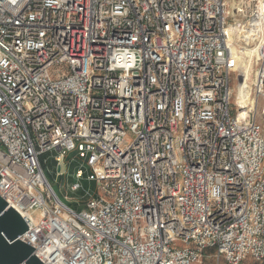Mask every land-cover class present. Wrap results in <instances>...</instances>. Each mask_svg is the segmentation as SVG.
<instances>
[{
    "label": "built area",
    "instance_id": "built-area-1",
    "mask_svg": "<svg viewBox=\"0 0 264 264\" xmlns=\"http://www.w3.org/2000/svg\"><path fill=\"white\" fill-rule=\"evenodd\" d=\"M0 197L43 264H264V0H0Z\"/></svg>",
    "mask_w": 264,
    "mask_h": 264
},
{
    "label": "water",
    "instance_id": "water-1",
    "mask_svg": "<svg viewBox=\"0 0 264 264\" xmlns=\"http://www.w3.org/2000/svg\"><path fill=\"white\" fill-rule=\"evenodd\" d=\"M27 230L21 215L0 197V264H43L33 247L20 240Z\"/></svg>",
    "mask_w": 264,
    "mask_h": 264
},
{
    "label": "rangeland",
    "instance_id": "rangeland-1",
    "mask_svg": "<svg viewBox=\"0 0 264 264\" xmlns=\"http://www.w3.org/2000/svg\"><path fill=\"white\" fill-rule=\"evenodd\" d=\"M235 1L236 0H226V2H227L229 7L234 6ZM244 92H248V91L240 89V90L237 91V95L239 94V96H242L244 94ZM242 97H244V96H242ZM47 167H49L48 171L50 172V174L46 170V177H47L48 182L52 186L53 191L57 194V196L63 202H65L66 204L70 205V203H68V201H66L64 199V193L67 191L68 186L71 184V182L77 180L74 177L73 169L71 167H68L67 165H65L63 167V172L64 173L59 175L58 178H55V176H54L55 169L53 168V166L50 164V166L47 165ZM68 195L72 197L74 194L69 193ZM198 264H217V261H215V259L212 256V254L208 252L206 254V256ZM242 264H258V263L253 261V260H251V259H246L245 261L242 262Z\"/></svg>",
    "mask_w": 264,
    "mask_h": 264
},
{
    "label": "bare ground",
    "instance_id": "bare-ground-1",
    "mask_svg": "<svg viewBox=\"0 0 264 264\" xmlns=\"http://www.w3.org/2000/svg\"><path fill=\"white\" fill-rule=\"evenodd\" d=\"M243 67H244V70H245L247 79H250L249 73H250V68H251V53L249 51L246 53V60L243 63ZM247 93L248 92H244V94L242 95L244 97L239 96V94H238V99L240 100L241 98H245V96L247 95Z\"/></svg>",
    "mask_w": 264,
    "mask_h": 264
},
{
    "label": "trees",
    "instance_id": "trees-1",
    "mask_svg": "<svg viewBox=\"0 0 264 264\" xmlns=\"http://www.w3.org/2000/svg\"><path fill=\"white\" fill-rule=\"evenodd\" d=\"M45 165L50 166V163H48V164H42V166L44 167V169H45Z\"/></svg>",
    "mask_w": 264,
    "mask_h": 264
}]
</instances>
